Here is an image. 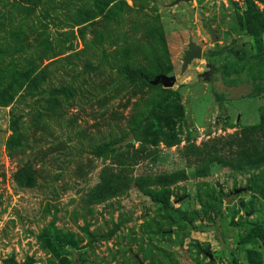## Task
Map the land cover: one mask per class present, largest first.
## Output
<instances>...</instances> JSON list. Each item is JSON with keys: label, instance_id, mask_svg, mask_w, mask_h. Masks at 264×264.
<instances>
[{"label": "rangeland", "instance_id": "1", "mask_svg": "<svg viewBox=\"0 0 264 264\" xmlns=\"http://www.w3.org/2000/svg\"><path fill=\"white\" fill-rule=\"evenodd\" d=\"M20 69L0 264H264V0H0V90Z\"/></svg>", "mask_w": 264, "mask_h": 264}, {"label": "trees", "instance_id": "2", "mask_svg": "<svg viewBox=\"0 0 264 264\" xmlns=\"http://www.w3.org/2000/svg\"><path fill=\"white\" fill-rule=\"evenodd\" d=\"M97 32H101V30ZM255 42H256V47L261 50L262 49V38H261L260 32L258 31L255 33ZM34 68H38V66H34ZM24 69H20V71L15 72L11 76L10 81L5 82L4 84L5 87L0 90V103L10 102L13 97L12 93L10 94V91L14 89L15 90L20 89V86L23 85L24 81L25 82L27 81L26 77H28L30 73L29 74L28 72L26 73V70ZM127 72L131 80H140L141 82L145 84H148L150 80V76L143 69H128ZM158 72H163V70L159 68ZM27 86H26V89L29 88ZM152 114L153 112H150V116ZM15 123L16 121L12 120V127L13 125H15ZM114 148H115L114 144H104L99 148V150H106V149L112 150ZM237 232H238V238H239L238 243L250 242L252 239L257 238L262 242L264 246V235L257 224L249 222L247 220H242L237 224ZM229 252H230V255L232 256V263L239 264L238 255H237V247L231 248ZM14 264H19V263L14 262Z\"/></svg>", "mask_w": 264, "mask_h": 264}, {"label": "water", "instance_id": "3", "mask_svg": "<svg viewBox=\"0 0 264 264\" xmlns=\"http://www.w3.org/2000/svg\"><path fill=\"white\" fill-rule=\"evenodd\" d=\"M202 50L195 43L189 42V49L185 51L184 62L185 64L190 62L193 58L201 57ZM153 83L161 82L164 86H170L172 84V80L168 79L164 74H157L154 76ZM133 138L132 133L129 134L125 140H123L120 144L124 145L126 142L130 141ZM119 143L116 144L118 146Z\"/></svg>", "mask_w": 264, "mask_h": 264}]
</instances>
